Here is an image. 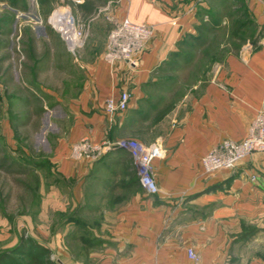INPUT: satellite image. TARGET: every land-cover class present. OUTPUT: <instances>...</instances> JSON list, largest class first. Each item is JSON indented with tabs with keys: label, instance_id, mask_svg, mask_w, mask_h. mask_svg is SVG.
<instances>
[{
	"label": "crops",
	"instance_id": "obj_1",
	"mask_svg": "<svg viewBox=\"0 0 264 264\" xmlns=\"http://www.w3.org/2000/svg\"><path fill=\"white\" fill-rule=\"evenodd\" d=\"M75 1L85 15L106 3L108 10L90 23L83 56L94 60L86 61L83 87L68 101V127L53 161L69 201L92 215L97 237L84 257L66 254L62 263L264 264V254L246 255L264 249V152L210 175L202 165L221 139L241 140L264 105V0ZM214 9L232 10L231 17L240 20L237 32L248 34L252 46L228 49L210 69L200 66L184 91L156 77L169 73L173 53L189 46L203 20L200 10ZM107 14L153 26L131 77L102 58L111 27ZM211 51L213 63L217 55ZM123 82L131 93L129 107L109 121L104 100L118 99ZM84 137L96 142L134 137L159 145L162 155L152 160L158 193L142 189L126 150L95 160L73 158L71 144Z\"/></svg>",
	"mask_w": 264,
	"mask_h": 264
},
{
	"label": "rangeland",
	"instance_id": "obj_2",
	"mask_svg": "<svg viewBox=\"0 0 264 264\" xmlns=\"http://www.w3.org/2000/svg\"><path fill=\"white\" fill-rule=\"evenodd\" d=\"M78 3L0 0V264L9 259L14 264L31 262L27 255L13 251H26L32 242L49 248L44 264L56 259L65 262L66 254L79 259L89 248L80 236L93 235H85L93 232L92 215L69 201L67 185L53 161L55 147L68 127V101L83 87L86 61L94 60L83 56L90 23L108 5L85 15ZM55 7H67L87 30L75 53L47 21ZM200 11L208 42L183 48L169 63V73L155 75L181 91L200 75V66L205 68L207 63L210 69L228 49L252 46L248 34L237 32L240 20L231 17L232 10ZM210 51L217 55L213 63L207 57ZM258 254H264V249L246 252L250 257Z\"/></svg>",
	"mask_w": 264,
	"mask_h": 264
},
{
	"label": "built area",
	"instance_id": "obj_3",
	"mask_svg": "<svg viewBox=\"0 0 264 264\" xmlns=\"http://www.w3.org/2000/svg\"><path fill=\"white\" fill-rule=\"evenodd\" d=\"M108 10V5L100 12ZM111 27L107 34L102 58L113 68L122 66L131 76L139 68L141 53L147 47L149 39L153 36V26L148 22H132L127 17H118L107 14ZM48 23L60 34L65 41L67 49L75 53L82 47L87 30L74 17L67 7H55L47 17ZM125 82H123V87ZM131 98L126 86L120 91L119 98L108 96L103 103L104 112L111 121L115 116L121 115L128 107ZM123 149L129 152L136 169L138 182L148 194H157V184L152 160L162 155V149L156 143L145 144L134 137H121L113 140L92 141L84 137L70 146V154L75 159H98L107 151ZM255 152H264V105L255 113L241 140L229 137L218 141L202 158L203 172L210 175L216 171L234 168L240 161ZM254 179L255 176L251 175ZM188 255L195 261L198 255L191 248Z\"/></svg>",
	"mask_w": 264,
	"mask_h": 264
},
{
	"label": "trees",
	"instance_id": "obj_4",
	"mask_svg": "<svg viewBox=\"0 0 264 264\" xmlns=\"http://www.w3.org/2000/svg\"><path fill=\"white\" fill-rule=\"evenodd\" d=\"M205 27H206V23L201 22L199 24V27L197 28L196 35L192 38L191 42L187 43L189 46H191L193 43H197V42L202 45V43L205 42V39H206V34H204V31H206ZM181 51H179V53H176V52L173 53L174 55L172 54L173 56H171V62L175 60V58L180 54ZM91 233L94 235L93 232H87V233H85V235H88V234H91ZM93 235H91L88 238H82V236H80V237H81L82 242L86 243V245L90 247L91 243L93 244V237H95V235L94 236ZM94 240H95V238H94ZM31 245H32L31 246L32 248H29L30 250L28 249V250L25 251V250L21 249L20 251H13V252H20L21 254H25L28 257H30V260H32V261L28 262V264H36V263L37 264H44V263H46L43 258L45 256L44 255L45 252H47L49 250V248L45 247L44 245L33 243V242H32ZM7 264H14V262L13 261L11 262V259H9V263H7ZM16 264H23V263L18 262ZM53 264H63V263H62L61 259H56V261H54Z\"/></svg>",
	"mask_w": 264,
	"mask_h": 264
}]
</instances>
